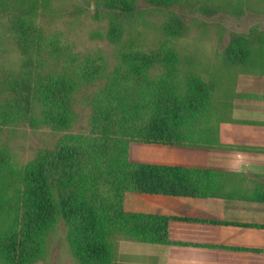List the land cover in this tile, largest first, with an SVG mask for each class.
Returning <instances> with one entry per match:
<instances>
[{
  "label": "trees",
  "instance_id": "obj_1",
  "mask_svg": "<svg viewBox=\"0 0 264 264\" xmlns=\"http://www.w3.org/2000/svg\"><path fill=\"white\" fill-rule=\"evenodd\" d=\"M52 1L0 0L20 54L16 72L0 66V136L20 124L62 133L25 165L0 141V264L42 261L59 228L77 264H114L116 236L177 264H262L260 251L219 246V222L127 213L122 201L126 192L230 197L223 173L204 167L203 152L219 147L238 75L264 77V24L230 34L216 64L201 69L175 48L187 32L177 13L182 0H92V19L106 20L94 35L119 50L109 69L100 53L73 52L61 33H45L40 21ZM187 5L206 17L243 12L213 1ZM152 14L162 18L152 46L127 41V30ZM88 86L89 130L72 134Z\"/></svg>",
  "mask_w": 264,
  "mask_h": 264
},
{
  "label": "rangeland",
  "instance_id": "obj_2",
  "mask_svg": "<svg viewBox=\"0 0 264 264\" xmlns=\"http://www.w3.org/2000/svg\"><path fill=\"white\" fill-rule=\"evenodd\" d=\"M212 1L238 6L243 9L242 15L234 17L229 14H217L206 17L196 11V6L187 5L195 3L200 6L201 3L211 4ZM181 3V10L177 13L185 22L187 32L175 41V48L181 56L191 57L201 69H209L216 64L220 52L228 43L230 34L246 32L254 24L263 28L264 0H182ZM51 10L52 12L40 21V27L46 34L61 33L64 39H60L61 42L69 44L73 52L100 53L107 58L109 69L117 64L118 47L94 35L106 28V20L96 22L92 19L95 12L92 0H53ZM152 15L147 18L144 25L127 28L125 39L143 47L152 46L161 35L162 23V18L156 14ZM19 64L20 54L9 35L7 18L0 16V66L4 71L16 72ZM92 90L94 86L85 88L84 103L80 100L76 102L74 108L77 121L70 131L72 134L81 135L89 130L90 110L86 100ZM79 96H76L77 99ZM61 135L62 133H53L48 128L31 129L27 125L20 124L6 129L1 134L0 141L10 149L13 161L18 165H25L32 161L40 150L53 148ZM132 150L146 153L144 149L132 148ZM160 198L164 197L126 192L123 195L122 208L127 213L166 214V209H163L159 203ZM114 245V264H177L171 262L165 252L123 236H116ZM35 264H77L69 254L61 228L50 235L45 258Z\"/></svg>",
  "mask_w": 264,
  "mask_h": 264
},
{
  "label": "crops",
  "instance_id": "obj_3",
  "mask_svg": "<svg viewBox=\"0 0 264 264\" xmlns=\"http://www.w3.org/2000/svg\"><path fill=\"white\" fill-rule=\"evenodd\" d=\"M232 94L225 101L230 114L218 128L219 147L203 152L204 167L223 173L230 197L162 196L167 213L157 214L219 222V246L264 255V77L238 75Z\"/></svg>",
  "mask_w": 264,
  "mask_h": 264
}]
</instances>
